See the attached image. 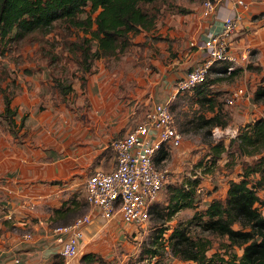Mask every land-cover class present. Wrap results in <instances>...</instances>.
I'll list each match as a JSON object with an SVG mask.
<instances>
[{"label": "crops", "instance_id": "crops-1", "mask_svg": "<svg viewBox=\"0 0 264 264\" xmlns=\"http://www.w3.org/2000/svg\"><path fill=\"white\" fill-rule=\"evenodd\" d=\"M246 2L231 35L232 52L236 62L246 60L259 66L257 73L255 69L250 72L253 79L260 77V84L264 83V0ZM220 9L226 13H219ZM232 12L221 6L216 13L205 15L201 3L176 16H158L151 28H141L133 35L126 50L101 56L86 74L89 105L80 119L62 106L49 104V108L41 109L40 101L35 100L36 90L42 91L41 84L24 83L21 100L19 95L12 99L17 107L16 129H10L0 116V213H6L15 225L0 242V264H10L15 255L23 264L56 260L58 246L50 232L53 221L56 214L70 213L66 210L77 201L78 186L84 188L79 184L82 177L96 168L115 166V151L108 141L125 134L154 101L175 92L177 79L205 57L199 43L208 30H220L224 15ZM252 48L255 54L250 53ZM241 106L243 122L257 116H249L251 107ZM83 198L89 206L85 190ZM26 229L33 232V238L25 237ZM1 231L0 227L2 235ZM61 264H66L64 257Z\"/></svg>", "mask_w": 264, "mask_h": 264}, {"label": "rangeland", "instance_id": "rangeland-1", "mask_svg": "<svg viewBox=\"0 0 264 264\" xmlns=\"http://www.w3.org/2000/svg\"><path fill=\"white\" fill-rule=\"evenodd\" d=\"M201 3L202 0H157L149 6L152 8L153 5H159L161 10L158 16L165 19L169 15L176 16L194 10ZM180 7L187 10H179ZM222 10L220 9L219 13ZM78 35L76 29L66 30L64 24L57 22L50 31L33 32L24 40L14 41L6 46L0 45V109L4 106L3 89L10 92L13 98L19 95L18 100H21L24 83L36 81L41 84L42 91L36 90V98L33 93L30 98L40 101L41 109L47 106L49 108V104L62 106L67 113H73L80 119L89 103L85 97L83 72L78 65L79 52L72 48V41L78 39ZM255 52V48L250 51L254 54ZM107 57L106 61L109 60ZM99 59L100 57L95 59L93 67L101 60ZM249 63L251 62L246 60L242 63L217 61L208 75V78L216 80L215 93L212 96L215 97V108L219 107L224 116H228L229 123L226 126L199 124L201 114L211 115L214 110L209 108L208 104L201 105L192 97L191 90L181 91L172 100L174 118L183 132V139L180 146L171 148L169 154L158 161L160 167H167L169 171L157 199L165 206L168 200L167 183L180 184L198 175L201 180L197 190V206H181L170 216L166 213L167 208L156 210L153 207L150 219L146 223L138 224L126 223L120 219L106 222L102 217L96 216L84 238L80 254L66 264H129L131 261L146 264L157 258H162L167 264H223L222 257L230 258L232 253L242 250V244L231 240L227 234L206 229L201 222L200 211L211 198L224 199L229 180L240 177L242 160L229 146L231 137L235 136L239 126L245 123V118L241 115V105L251 107L248 110L249 116L264 114V100L253 99V91L261 80L256 75L253 79V72L250 71H258L256 68H250ZM229 64H233L232 69H229ZM58 80L71 84L72 90L63 95L57 85ZM241 84L251 93L249 101L245 99L247 96H243L237 102L227 104L226 95ZM17 98H14V101ZM108 148L106 147L108 151L112 150ZM255 178L254 175L253 179ZM79 184L84 187L82 180ZM78 189L77 201L73 200L70 210H66L70 213L56 214L57 219H54L52 227L69 222L89 209L83 198L84 188L78 186ZM258 192L264 197V184L259 185ZM5 215L6 213H0V242L6 239L7 231L15 230L11 218ZM177 226L182 228L188 237L180 233L172 234ZM234 226L237 227L238 223ZM162 227L163 231L160 230ZM204 242L209 244L206 259L199 261L188 257L190 251L200 252L198 249L203 247ZM150 247L156 248L157 253L149 252ZM88 251L96 255L93 258H84V253ZM58 253L60 254L59 251ZM56 259V264H61L62 258L56 255Z\"/></svg>", "mask_w": 264, "mask_h": 264}, {"label": "trees", "instance_id": "trees-1", "mask_svg": "<svg viewBox=\"0 0 264 264\" xmlns=\"http://www.w3.org/2000/svg\"><path fill=\"white\" fill-rule=\"evenodd\" d=\"M156 1L0 0V45L6 46L14 41L24 40L33 32L50 31L57 22L64 24L66 30L76 29L79 35L78 39L72 41V48L79 52L78 65L82 69L85 85L86 74L92 71L96 58L126 50L133 42L132 37L136 32L141 28L149 29L155 24L161 7L153 5L150 8L149 5ZM179 10L187 9L180 7ZM248 66L259 68L253 63ZM208 75L202 82L186 90L193 91L192 97L201 105L208 104L209 108L214 110L211 115L201 114L199 124L226 126L229 123L228 116H224L219 107L215 108V97L212 96L215 93L212 84L216 80L208 78ZM56 82L63 95L73 88L71 84H64L60 80ZM3 90L4 106L0 109V116L13 130L16 125L17 107L12 105V94L6 89ZM253 99L264 100V83L255 88ZM229 148H233V152L242 160L240 177L229 180L224 199L213 197L206 207L201 209V222L206 229L227 234L231 240L242 244V250L232 253V257H222L223 264H264V197L258 192L259 185L264 184V114H259L240 125L236 135L230 139ZM169 151L168 145L163 143L155 155L156 161L165 158ZM200 180L196 175L194 179L189 178L187 182L180 184L167 183V204L164 206L156 199L151 209L167 208L166 213L170 216L181 206L196 207ZM235 223H238L237 227L234 226ZM160 230L163 231L164 228ZM176 233L188 237L178 226L172 234ZM208 246L209 244L204 242L203 247L198 249L200 252L190 251L188 257L203 261L207 257ZM148 250L152 254L157 253L156 248L150 247ZM95 255L96 253L88 251L84 253V258H93ZM59 257L62 258V263L63 257ZM56 262L57 259L52 263ZM129 264L139 263L131 261ZM146 264L167 263L162 258H157Z\"/></svg>", "mask_w": 264, "mask_h": 264}, {"label": "built area", "instance_id": "built-area-1", "mask_svg": "<svg viewBox=\"0 0 264 264\" xmlns=\"http://www.w3.org/2000/svg\"><path fill=\"white\" fill-rule=\"evenodd\" d=\"M221 6L232 9L224 15L220 30H208L199 45L206 55L193 63L184 76L176 81L175 92L164 100L154 101L138 122L125 134L111 138L108 145L115 151L116 164L111 169L96 168L84 176L85 199L89 209L66 223L55 224L51 235L58 244V251L65 263L80 254L89 226L96 216L106 222L120 219L126 223H146L151 207L158 198L167 177L168 168L160 167L155 159L163 143L169 149L182 143L183 132L176 124L172 100L178 91H184L206 79L217 61H236L232 52L231 35L247 7L246 0H202L205 15L216 13ZM242 6V9H238ZM229 69L233 68L229 64ZM251 93L243 84L232 89L225 97L233 104ZM25 237L33 238L31 231ZM10 264H23L15 255Z\"/></svg>", "mask_w": 264, "mask_h": 264}]
</instances>
